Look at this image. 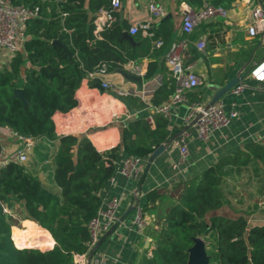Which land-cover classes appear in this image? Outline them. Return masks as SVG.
Here are the masks:
<instances>
[{
  "label": "trees",
  "instance_id": "1",
  "mask_svg": "<svg viewBox=\"0 0 264 264\" xmlns=\"http://www.w3.org/2000/svg\"><path fill=\"white\" fill-rule=\"evenodd\" d=\"M9 1L39 11L26 24L23 48L0 65V130L36 139L34 147L42 155L33 166L44 164L49 182L32 173L29 162L10 161L0 172V264H77L76 256L92 251L89 224L102 207V192L120 160L148 161L155 148L169 140V120L155 108L170 101L175 81L169 74L164 76L149 103L136 96L125 97L135 110L150 108L152 123L144 114L129 121L115 148L100 152L84 135L57 136L53 116L77 106L75 93L84 78L102 64L111 72L127 62L157 56L161 50L156 53L140 31L134 37L140 46L123 39L126 24L105 28L100 38L94 35V20L89 22L88 16L110 9L112 0ZM234 1L178 0L197 10L205 4L229 10ZM207 26L203 23L195 32ZM155 33L156 39L167 44L174 34L173 24L164 20ZM191 38L196 37L192 34ZM56 40L64 48L53 46ZM198 57L192 51L191 61ZM157 68L156 62H150L145 79H152ZM16 90L22 91L27 105L14 97ZM187 97L190 102L203 101L195 91ZM52 143L57 146L53 155ZM251 162L264 167V144L248 143L202 176L173 187L168 194L173 202L158 215L150 248L139 264H187L188 249L198 237L208 243L210 264H264V223L250 225L245 214L219 212L226 205L222 191L225 168ZM166 194V189L149 193L143 212L151 211ZM4 204L16 210L22 207L21 219L35 223L25 225L24 230L14 229L19 248L12 240V227L19 225L20 218L4 214ZM48 232L55 242L52 249H47L52 245Z\"/></svg>",
  "mask_w": 264,
  "mask_h": 264
},
{
  "label": "crops",
  "instance_id": "2",
  "mask_svg": "<svg viewBox=\"0 0 264 264\" xmlns=\"http://www.w3.org/2000/svg\"><path fill=\"white\" fill-rule=\"evenodd\" d=\"M155 1L164 8L166 16L156 20L151 26L149 32L154 34V38L150 39L142 31L140 32L142 39L150 41L156 53L161 50L160 54L122 64L126 67L132 64L139 67L145 81L140 92L145 93L147 100L136 95L140 93L136 86L126 84L114 70L103 79L117 88L130 91L133 93L130 96L139 97L146 103L150 102L164 76L170 75L164 60L167 46L182 38V7L185 3H179L178 0ZM121 2L122 8L116 14L115 24H126L127 30H123V33L130 35L129 31L133 25L144 22L149 17L148 5L151 0H121ZM257 3L264 6V0H235L226 18L216 16L212 21L206 22L208 26L204 31H194L196 38L193 40L190 36L191 44L186 52L185 63L193 65L194 72L200 78V85L194 91L200 93L203 104L208 103L231 79L235 77L241 79L240 83L244 85L243 91L235 95L232 89L220 100L225 112L236 113V118L228 127L213 131L206 140L198 138L195 128L189 129L186 140L189 154L183 164L178 165L179 150L173 144L166 146L164 152L152 162L145 161L138 179H129L118 173L122 162V159L120 160L114 175L115 181H109L102 192L101 207V210L104 209L107 201L113 197L118 198L119 221L110 231L98 232L96 247L85 257L87 260L91 257V264L97 262L139 264L145 251L150 248L158 215L173 202L168 197L173 187L188 179L202 176L217 162L235 155L236 151L243 149L248 143L264 144V82L258 83L249 76L253 65L264 60V31L255 37L247 32L253 20L252 9ZM164 20L171 21L174 27L172 40L167 44L162 39H156L155 33ZM203 39L206 41V47L205 51L201 52L196 49L195 43ZM155 40H162L165 46L156 48ZM135 45L140 46V43L136 42ZM192 51H196L199 57L191 61ZM150 62H156L158 68L155 76L146 80L145 74ZM75 98L76 107L67 113L57 112L53 116L56 135H84L100 152L121 144L122 129L129 121L143 114L149 118L152 113L150 108L133 109L127 104L125 97L103 89L101 80L97 78H84L75 93ZM186 113L185 105H176L172 109L169 119V140L182 129ZM18 145L19 143L10 138L4 130H0V146L5 150L7 158L14 155ZM56 149L57 146L52 143L50 154L53 155ZM37 156L39 157V154ZM48 165H51L52 169V163ZM44 167V164L39 163L30 166V171L47 183L49 171H44ZM159 189H166L167 196L151 211L144 214L146 225L139 230L135 224V205L137 203L143 208L147 195ZM137 190L140 197H135ZM222 191L226 205L219 211L221 214L225 216L245 214L250 225L264 223V167L261 163L251 162L239 167L227 166L222 181ZM18 209L21 210L20 216L23 215L22 207ZM31 222L19 219V225L12 227V233L14 229L24 230L25 225L30 226ZM48 237L52 245L47 249H52L55 242L50 234Z\"/></svg>",
  "mask_w": 264,
  "mask_h": 264
},
{
  "label": "built area",
  "instance_id": "3",
  "mask_svg": "<svg viewBox=\"0 0 264 264\" xmlns=\"http://www.w3.org/2000/svg\"><path fill=\"white\" fill-rule=\"evenodd\" d=\"M121 0H112L111 7L108 10H102L95 15L94 19V35L100 38V33L105 28L112 27L116 21V14L121 10ZM149 17L144 22H139L130 28V35L135 36L139 31H142L150 39L154 38V34L149 32L153 23L166 16L164 8L155 0H151L148 5ZM38 8H27L22 5H14L9 0H0V53H4L0 57V65L7 63L9 55H14L17 51L23 48L26 40L25 30L28 20L38 15ZM220 16L226 18L228 10L222 8H215L209 4H205L201 9H194L188 4H183L182 7V24L181 34L182 38L173 41L167 46L164 54V60L168 67L169 73L175 81V90L168 103L155 108V111L161 113L168 120L171 117L172 109L176 105H185L187 107L186 116L183 118V127L177 132L165 146L175 145L179 150L178 165L183 164L189 154L186 140L189 136V129L195 128L198 138L206 140L209 135L216 130L226 128L230 125L231 121L236 118V113L227 114L220 101L210 106L206 111L204 107L206 104L199 102H190L187 94L197 89L200 85V78L194 72L193 65L185 63L186 52L191 44L190 36L194 33L196 28L206 22L212 21L214 17ZM252 24L248 27L247 32L250 36L255 37L264 31V6L261 3L255 4L252 9ZM71 32V31H69ZM156 48L165 46L162 40L154 41ZM198 51L204 52L206 41L200 40L195 43ZM127 71L141 76V71L137 65L132 64L129 67L122 66ZM109 74L108 66L102 64L98 70L90 74V78H97L101 80V86L105 90L115 92L118 96L127 97L132 95L130 91L123 90L111 85L105 81V77ZM250 78L258 83L264 82V60H261L253 65L249 74ZM244 89L242 83L237 84L232 92L235 95L240 94ZM139 95L144 100H147L144 92ZM152 123V117L148 118ZM5 133L12 138L15 142L19 143L13 156L6 157L5 150L0 146V172L4 169L10 161H16L21 164H26L30 161V156L33 152L34 146L37 141L33 142L32 139L24 138L10 129H5ZM144 167V161L136 157H126L122 160L118 173L129 179H138ZM111 182L115 181V176L110 179ZM135 197L139 196V191L135 192ZM120 200L113 197L107 201L104 209H100L96 218L90 224L89 229L91 233V249L93 250L98 243V232H108L119 221L118 209ZM1 208V206H0ZM135 224L139 230L145 227L143 208L137 203ZM4 214L9 215L13 219L20 216V209H11L7 204L2 205ZM12 240L16 245L13 234ZM19 248V247H18ZM22 249V248H21ZM87 255L76 256L75 262L77 264H91L90 259H86ZM97 264H103L97 262Z\"/></svg>",
  "mask_w": 264,
  "mask_h": 264
},
{
  "label": "water",
  "instance_id": "4",
  "mask_svg": "<svg viewBox=\"0 0 264 264\" xmlns=\"http://www.w3.org/2000/svg\"><path fill=\"white\" fill-rule=\"evenodd\" d=\"M94 18L93 14H90L88 16V21L91 22ZM123 38L130 41L132 44H135L134 37L129 35L128 33H123ZM53 46H58L61 48H64V45L60 42V40L53 41ZM114 72L118 75H120L124 82L126 84H132L135 85L137 88V91L140 92L142 91L143 84H144V79L142 76L135 75L123 67H118L114 70ZM241 79L239 77H235L231 79L230 81L227 82V84L219 89L212 97V99L206 103L204 110L206 111L210 106L213 104L217 103L222 99L223 96H225L228 92H230L237 84H239ZM14 97L20 98L24 104H28L26 100L23 97L22 91L21 90H16L14 93ZM33 142L36 141V139H32ZM165 145H159L155 148L153 151L152 155L149 158V162H152L154 159H156L161 153L164 152L165 150ZM207 245L202 238H194V244L192 247L188 249V261L187 264H210L209 262V256L207 255Z\"/></svg>",
  "mask_w": 264,
  "mask_h": 264
},
{
  "label": "rangeland",
  "instance_id": "5",
  "mask_svg": "<svg viewBox=\"0 0 264 264\" xmlns=\"http://www.w3.org/2000/svg\"><path fill=\"white\" fill-rule=\"evenodd\" d=\"M2 55H4V53H0V57H1ZM37 154H39V156H41V155H42V152L39 151V152L37 153V150L34 149L32 155H31V157H30V161H29V163L27 164L28 166H33L34 163H36L37 160H39V157L37 156ZM20 219H21V216H20ZM21 220L24 221L23 219H21ZM23 225H24V224H23ZM20 227L22 228V225H21ZM23 229H25V228H23ZM12 234H13V233H12Z\"/></svg>",
  "mask_w": 264,
  "mask_h": 264
}]
</instances>
